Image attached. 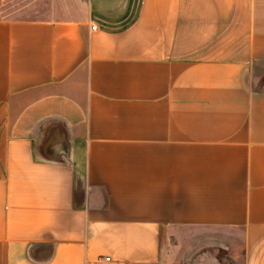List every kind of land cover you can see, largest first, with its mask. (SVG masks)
<instances>
[{
  "label": "crops",
  "instance_id": "obj_1",
  "mask_svg": "<svg viewBox=\"0 0 264 264\" xmlns=\"http://www.w3.org/2000/svg\"><path fill=\"white\" fill-rule=\"evenodd\" d=\"M85 5L0 18V264H161L177 225L264 264V0Z\"/></svg>",
  "mask_w": 264,
  "mask_h": 264
},
{
  "label": "rangeland",
  "instance_id": "obj_2",
  "mask_svg": "<svg viewBox=\"0 0 264 264\" xmlns=\"http://www.w3.org/2000/svg\"><path fill=\"white\" fill-rule=\"evenodd\" d=\"M85 0H5L0 4V18L4 19H58L80 18L85 14ZM244 14L232 23L230 32L236 36L226 46L232 50L243 39ZM238 28L240 30L238 31ZM225 33H221L213 48L221 46ZM256 87L264 86V62ZM242 231L217 225H177L167 230L161 264H242Z\"/></svg>",
  "mask_w": 264,
  "mask_h": 264
},
{
  "label": "trees",
  "instance_id": "obj_3",
  "mask_svg": "<svg viewBox=\"0 0 264 264\" xmlns=\"http://www.w3.org/2000/svg\"><path fill=\"white\" fill-rule=\"evenodd\" d=\"M35 245H33V246L31 245L29 248V254L32 258H35L38 260H47L51 256V251H52V244L51 243H39V244H35ZM34 246L39 247V249H40V247H42V249H43V251L41 250L42 254L40 252H39L40 254H38V252L34 250Z\"/></svg>",
  "mask_w": 264,
  "mask_h": 264
},
{
  "label": "built area",
  "instance_id": "obj_4",
  "mask_svg": "<svg viewBox=\"0 0 264 264\" xmlns=\"http://www.w3.org/2000/svg\"><path fill=\"white\" fill-rule=\"evenodd\" d=\"M91 28H95V25H91Z\"/></svg>",
  "mask_w": 264,
  "mask_h": 264
}]
</instances>
